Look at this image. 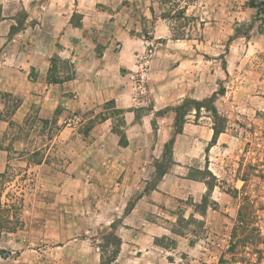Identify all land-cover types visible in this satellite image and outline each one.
<instances>
[{
    "label": "crops",
    "instance_id": "0c3cea01",
    "mask_svg": "<svg viewBox=\"0 0 264 264\" xmlns=\"http://www.w3.org/2000/svg\"><path fill=\"white\" fill-rule=\"evenodd\" d=\"M193 5L188 6L186 16ZM165 7L162 0H0V175L19 164L27 169L19 178L46 166L48 182L55 179V171L50 173L54 145L39 164L32 159L40 151L35 146L18 139L1 143L14 126H24L31 119L63 121L87 114L92 119L105 115V106L114 103L116 109L125 111L128 141L127 147H121L113 118L96 123L67 169L82 183L95 185L96 192L47 194L48 199L63 200L65 205L47 204L45 222L32 221L24 230L7 234L10 238L4 242L0 239V247L17 251L16 257L0 255V264H101L99 239L110 232L121 240L113 264H177L165 257L167 250L156 241L172 239L184 254L193 250L196 242L174 235L169 228L176 213L187 208L185 203L201 205L208 196V217L220 210L235 211L228 189L245 187L249 157L255 166L264 162V127L251 132L231 124L233 118L263 117L264 121V60L255 61L257 54L264 53V32L244 51L234 49L226 57L229 69L237 67V56L240 62L236 90L216 102L219 114L228 120L226 133L213 144L211 117L202 114L191 121L196 117L189 116L175 140L174 164L154 186L155 162L162 159L175 124L173 111L157 113L187 99L211 98L216 93L215 77L200 78V70L207 68L206 63L217 62L213 58L220 54L214 48L201 51L198 45H189L195 43L192 39H173ZM254 12L250 9L249 16ZM192 15L204 21L201 14ZM150 41L160 46L152 60L145 56ZM238 51L243 54L237 55ZM53 60L70 69L53 71ZM138 72L145 76L154 72L159 80L147 81L142 88L130 79L131 73ZM147 77L153 79V75ZM139 89L149 94L150 105ZM17 102L19 107L8 117ZM76 127H64L60 136L66 138ZM200 161L215 177L211 187L207 181L189 177ZM73 196L87 198L78 217L67 215L73 209L66 200ZM59 213L61 218H57ZM188 213L197 218L192 208ZM78 236L93 240L79 241Z\"/></svg>",
    "mask_w": 264,
    "mask_h": 264
},
{
    "label": "rangeland",
    "instance_id": "374dc122",
    "mask_svg": "<svg viewBox=\"0 0 264 264\" xmlns=\"http://www.w3.org/2000/svg\"><path fill=\"white\" fill-rule=\"evenodd\" d=\"M249 2L250 0H177L175 2L173 0H162L163 5H167L165 15H163L170 19L173 39L174 33L177 35L184 34L187 36L186 40H195V43L189 45H198L201 51H205V48H214L220 52V54H217L218 56H214L215 58L206 56V58H213L217 62L209 65L206 63L207 68L200 70V78L214 75L216 92L221 87L226 89V94L236 90L240 79L239 56H237V67L234 70L231 67L229 69L226 57L234 49L244 51L246 47L250 46L254 38L264 32V15L258 16L254 12V15L249 16ZM192 3H194V8L191 9L190 16H186L187 21L177 17L182 10L186 12L188 6ZM256 3H262V0H256ZM192 14H201L204 21ZM211 23H220L221 26L210 25ZM157 48H160L158 42L150 41L145 56L152 60ZM243 51H238L237 55L243 54ZM255 58L257 62L264 60V53L257 54ZM203 62L202 56L200 57L201 68L205 64ZM59 64L61 63L58 62L57 67L63 70L70 69L68 65L62 64L60 66ZM150 66L148 65V67ZM131 74L133 75L130 79L142 88H144L143 85L147 81L158 82L159 80L158 74L156 75L154 72L146 73L147 76L153 75V79L148 78L142 72ZM143 90H138L139 95ZM140 96L146 98L148 105H150V96L147 92L144 91V94ZM108 108L105 106V109H107L105 115L112 114V111ZM190 108H192V105H189L188 110ZM139 114H144V111H140ZM195 114V112H192L189 116L194 117ZM202 114L209 115L214 124L212 115L207 113L205 109L201 110L199 117ZM102 115L91 119V116L87 114L79 118L69 117L63 121L58 119L51 121L31 119L24 126H14L9 135L5 137L7 138L6 141L1 142H12L18 139L25 144L35 146V149H40V151L32 159L39 164L45 161L48 154L47 148L51 145L55 147L54 165H52V160L50 161V173L52 174L53 170L55 171L54 180L48 182L46 176L48 168L46 166L38 172L27 173L19 178L23 175V171L27 169L19 164H13L5 174L0 175V239L4 238L3 242L7 237L10 238L7 234H16L24 230L25 227L31 225L32 221L45 222L46 215H43V212L46 211L47 204L55 203L57 208H63L65 205L63 200L48 199L47 194L96 192L95 185L82 183L77 174L69 173L67 169L76 152L80 149L81 140L87 137L92 122L98 123ZM189 116L186 118L187 120ZM113 119L115 120L114 127H116L117 118L114 117ZM190 120L197 121L198 119L191 118ZM231 124L235 125V129H238L240 125L251 132L261 126L264 127L263 117H255L251 120H236L233 118ZM69 125L72 127L77 126L75 132H69L70 134L66 138L61 137L60 131ZM51 157L52 152L50 153ZM250 158L243 175L244 180L247 182L245 187L241 191L228 189L229 195L233 198L231 206L235 211L220 210L208 217L205 213L207 207L211 204L208 196L205 197L201 205H193L191 202L185 203L187 208H183L184 210L176 213L169 221V228L174 235L184 236L190 242H196V245L189 254H184L186 252L177 249L172 239L157 240V245L167 250L163 252L164 255H167L165 257L176 260L177 264H264V233L261 230V227L264 228V162L255 166ZM160 161L162 162V159ZM35 173L36 175L33 176ZM210 174L212 173L208 166H205L204 161H200V164H196L191 169L189 177L207 181L212 186L215 180ZM86 201L87 198L81 196H77L76 199L73 196L72 200L67 199L66 205L73 209L67 215L80 216ZM190 208L197 214V218L194 217V214L189 216ZM32 209H36V212H33ZM60 215L61 213L57 214V218H61ZM254 230H257V232ZM110 233L100 237V248L104 246V238ZM233 233H236L237 236L233 237ZM251 234L252 238L246 240ZM86 237L90 239V236H78L75 239L80 241L86 239ZM90 240H93V238ZM233 245L234 248H232ZM101 252L103 253L102 249ZM113 253L114 248L112 246L104 249L105 260L111 259ZM7 254L16 257L17 251L9 247H0V255L4 257ZM9 264L15 263L10 262ZM163 264L170 263L164 261Z\"/></svg>",
    "mask_w": 264,
    "mask_h": 264
},
{
    "label": "trees",
    "instance_id": "16d2710c",
    "mask_svg": "<svg viewBox=\"0 0 264 264\" xmlns=\"http://www.w3.org/2000/svg\"><path fill=\"white\" fill-rule=\"evenodd\" d=\"M249 8L256 9L258 11L257 12L258 16H260L261 14L264 15V0H262V3H258V4L256 3V0H250ZM165 17L168 18L167 16ZM177 17H180L183 21L188 20V18L186 17L185 10H182L181 12H179ZM186 38L187 36L184 34L177 35L174 33L175 40H186ZM57 63H58L57 60H53V63H52L53 71L54 70L57 71L58 69ZM71 78L72 77H67L66 79L70 80ZM225 94H226V89L224 87H221V89L218 92H216L211 98L207 100L198 102L195 100L187 99L182 103V105H179L171 109H167L165 111H161L157 113V116H162L163 114H166L168 111H173L175 113V124H174V132L172 134V137L165 146L163 157H162V162L161 161L155 162L156 180H155L154 186H156V184L165 176V174L168 173V171L170 170V167L174 164L172 160V154H173V148L175 145V140L178 135L182 134L183 127L187 122L186 118L190 115V113L195 112L196 113L195 117L197 119L199 118L200 112L202 109H205L207 113L212 115L214 119V126H213L214 140L212 142L213 144L217 142V139L221 134L226 133L228 129V120L227 118L219 114L217 107H216V102L221 97L225 96ZM189 105H192V108H190V110H188ZM18 107H19V103L18 102L14 103V105L11 107L9 111L8 117H10V115L13 114L15 110H17ZM106 107H109L108 109L112 111V114L102 115L99 122L106 121L110 117L117 118V125L113 129L114 133L120 138L121 147H127L128 141L124 133L125 111L116 109V107L114 106V103H109L106 105ZM137 118H139L138 114H137ZM95 124L96 122H92V125L91 127H89L88 131H90L95 126ZM11 126H13L12 123H11ZM167 159L169 161H166ZM210 176H212V178L215 180V177L212 174H210ZM207 185L211 187L209 183H207ZM0 209H1V203H0ZM254 231L257 232V230H254ZM236 236H237L236 233L235 234L233 233V237H236ZM251 238H252V234L249 237H247V239L246 238L245 239L248 240ZM254 238H258V237H254ZM109 246H112L114 248L113 257L111 259L105 260L104 249L109 248ZM120 248H121L120 238L116 235V233H110L106 238H104V246H102L101 248L103 251L101 264H113L115 262V258L117 254L120 251ZM232 248H234V245L232 246Z\"/></svg>",
    "mask_w": 264,
    "mask_h": 264
}]
</instances>
